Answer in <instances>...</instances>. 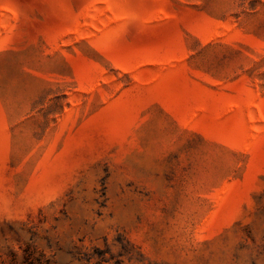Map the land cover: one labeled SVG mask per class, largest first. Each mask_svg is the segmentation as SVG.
Returning <instances> with one entry per match:
<instances>
[{
  "label": "rangeland",
  "instance_id": "rangeland-1",
  "mask_svg": "<svg viewBox=\"0 0 264 264\" xmlns=\"http://www.w3.org/2000/svg\"><path fill=\"white\" fill-rule=\"evenodd\" d=\"M0 264H264V0H0Z\"/></svg>",
  "mask_w": 264,
  "mask_h": 264
}]
</instances>
